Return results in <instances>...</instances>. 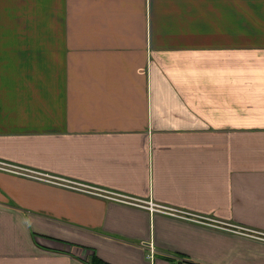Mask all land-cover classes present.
Masks as SVG:
<instances>
[{
    "label": "crops",
    "instance_id": "crops-1",
    "mask_svg": "<svg viewBox=\"0 0 264 264\" xmlns=\"http://www.w3.org/2000/svg\"><path fill=\"white\" fill-rule=\"evenodd\" d=\"M0 162V264H264L114 198L264 233V0H0Z\"/></svg>",
    "mask_w": 264,
    "mask_h": 264
},
{
    "label": "built area",
    "instance_id": "built-area-1",
    "mask_svg": "<svg viewBox=\"0 0 264 264\" xmlns=\"http://www.w3.org/2000/svg\"><path fill=\"white\" fill-rule=\"evenodd\" d=\"M0 169L7 170V171H13L14 170V171H18L19 173L28 175L27 170H24L21 168H16L14 166L4 164L2 162H0ZM32 175L34 176L37 174H31V176ZM34 177H39V175L34 176ZM69 184L74 185L72 182H69ZM114 198H116L119 201H123L126 203L134 204L136 206L148 208L151 212H161L163 214L173 216L175 218H179L182 220H186V221H190V222H194V223H198V224H202V225H206V226L215 227L218 229L239 233V234H243V235L254 237V238L264 239V233H262V232H258V231L251 230L248 228L240 227V226H237L234 224L219 222V221H217L213 218L207 217V216H200L197 214H192L190 212L180 210V209H177L174 207L156 204L152 201L143 202V201L137 200V199L131 200L127 197H123V198L114 197ZM154 250H155V247L153 244H151L150 245V251H151V257L152 258L155 256Z\"/></svg>",
    "mask_w": 264,
    "mask_h": 264
},
{
    "label": "trees",
    "instance_id": "trees-1",
    "mask_svg": "<svg viewBox=\"0 0 264 264\" xmlns=\"http://www.w3.org/2000/svg\"><path fill=\"white\" fill-rule=\"evenodd\" d=\"M91 264H107V263H105L104 261L98 259L97 257H94V258L92 259Z\"/></svg>",
    "mask_w": 264,
    "mask_h": 264
},
{
    "label": "bare ground",
    "instance_id": "bare-ground-1",
    "mask_svg": "<svg viewBox=\"0 0 264 264\" xmlns=\"http://www.w3.org/2000/svg\"><path fill=\"white\" fill-rule=\"evenodd\" d=\"M165 215V214H164Z\"/></svg>",
    "mask_w": 264,
    "mask_h": 264
}]
</instances>
